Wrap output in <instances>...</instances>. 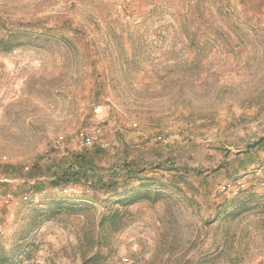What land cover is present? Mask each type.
Here are the masks:
<instances>
[{
    "label": "rangeland",
    "instance_id": "374dc122",
    "mask_svg": "<svg viewBox=\"0 0 264 264\" xmlns=\"http://www.w3.org/2000/svg\"><path fill=\"white\" fill-rule=\"evenodd\" d=\"M80 153L110 189L50 183ZM6 192L0 264H80L114 209L98 264H264V0H0Z\"/></svg>",
    "mask_w": 264,
    "mask_h": 264
},
{
    "label": "trees",
    "instance_id": "16d2710c",
    "mask_svg": "<svg viewBox=\"0 0 264 264\" xmlns=\"http://www.w3.org/2000/svg\"><path fill=\"white\" fill-rule=\"evenodd\" d=\"M3 42L5 44L9 43L8 40H3ZM127 165L128 164L124 163L122 169V173L123 175L125 174L126 178L129 177L128 174L132 175L134 173V171H131V167L125 169ZM93 166V162L91 161V159L87 158L86 154H75L63 164L54 167L50 183L53 186H58L59 184H69L83 180L88 185L87 187L95 185L99 186V188L110 189V187L112 186L111 182H113L112 180L107 183L100 179V177L92 181L87 179L88 176L95 174V171L92 170ZM178 170L185 171V168H179ZM126 185L127 183L124 182L123 186ZM137 199H152L153 201H155L158 199V193L155 191L154 193L150 194L148 193V191H145L143 193L138 194V196H136L135 198L130 197L128 199V197H126L118 199V202L133 203ZM56 204L57 205H54L49 208V216L51 217L56 213H59L66 209L70 210L71 208H73L72 204L65 205L63 204V202H57ZM122 215H120L119 212L114 209L109 210L106 215L103 214L101 216L99 225L102 226L103 223L107 222L108 231L106 230L104 234L100 233L101 235L99 236L95 235L94 233L90 234L91 236L87 239L88 243L86 244V247L90 245V247L95 246L96 249L91 255L86 256L85 254H83L80 264H98L102 260L103 254L99 251V247L104 245V241L106 239H110L111 233L116 232L123 226L124 223H122ZM221 254L219 255L221 257L220 260H223L224 256H221ZM199 264H204V262H201Z\"/></svg>",
    "mask_w": 264,
    "mask_h": 264
},
{
    "label": "built area",
    "instance_id": "2783aa9c",
    "mask_svg": "<svg viewBox=\"0 0 264 264\" xmlns=\"http://www.w3.org/2000/svg\"><path fill=\"white\" fill-rule=\"evenodd\" d=\"M100 129L93 126L85 134L80 136H71L67 141H63L61 137H58L54 141V147L62 154L67 153V150H76L81 148H87L94 144L100 143ZM102 146V144H101ZM240 181H237L236 186L239 187ZM14 201L12 193L6 192L0 194V202L3 205H9Z\"/></svg>",
    "mask_w": 264,
    "mask_h": 264
}]
</instances>
